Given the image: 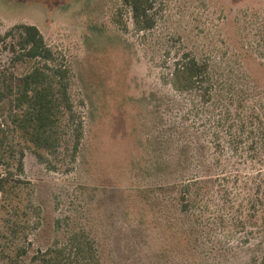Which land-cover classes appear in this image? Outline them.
Listing matches in <instances>:
<instances>
[{
	"label": "rangeland",
	"instance_id": "obj_1",
	"mask_svg": "<svg viewBox=\"0 0 264 264\" xmlns=\"http://www.w3.org/2000/svg\"><path fill=\"white\" fill-rule=\"evenodd\" d=\"M152 3L140 30L124 0H0V120L33 64L13 60L20 24L71 67L75 114L56 150L0 135V264L71 259L76 233L91 264H264V0ZM186 53L209 64L210 98L171 85Z\"/></svg>",
	"mask_w": 264,
	"mask_h": 264
},
{
	"label": "trees",
	"instance_id": "obj_2",
	"mask_svg": "<svg viewBox=\"0 0 264 264\" xmlns=\"http://www.w3.org/2000/svg\"><path fill=\"white\" fill-rule=\"evenodd\" d=\"M125 4L133 12L135 23L140 30L154 27V21L150 16L153 8L152 0H124ZM13 31L18 33V47L13 46L14 62H32L31 68L24 74L14 77L8 86L10 114L5 120H0V135H5V128L11 126L21 132L26 139L38 148L56 150L61 146L63 136L60 133L62 118L66 113L74 120L73 103L71 100L70 87L72 69L68 64L58 63L54 50L47 44L42 32L36 25L20 24ZM210 66L207 62L200 61L191 53L184 54L174 62L171 72L170 83L180 93L195 92L202 99L210 98L209 88H212ZM210 85V86H208ZM5 95V93H4ZM8 97V96H7ZM164 98V96H163ZM155 94V101L163 99ZM79 127V128H78ZM77 132L78 143L82 136L79 124ZM258 143L264 149V124L257 128ZM1 139V136H0ZM5 141L0 140V163H2V150ZM75 149L78 151L79 144ZM3 148V149H2ZM18 172L24 170L23 161L20 159ZM9 171V172H8ZM6 174H0V192L6 194L10 191L12 181L10 169ZM17 182L21 183L20 180ZM178 183H170L167 186ZM70 244L75 250V256L65 259L63 250L51 256L50 252L41 253L42 264H91V250L87 247L84 233H76L70 238ZM28 250L19 249L16 258L26 255ZM14 259V258H13ZM9 264H18L11 261Z\"/></svg>",
	"mask_w": 264,
	"mask_h": 264
}]
</instances>
